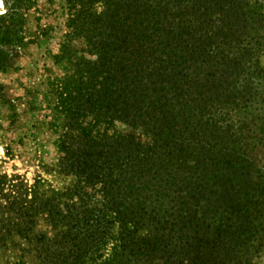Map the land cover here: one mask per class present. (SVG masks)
I'll use <instances>...</instances> for the list:
<instances>
[{"label":"trees","instance_id":"trees-1","mask_svg":"<svg viewBox=\"0 0 264 264\" xmlns=\"http://www.w3.org/2000/svg\"><path fill=\"white\" fill-rule=\"evenodd\" d=\"M115 13L91 96L128 131L67 148L75 190L28 207L30 225L15 231L42 264H254L264 256V0H121ZM38 213L49 231L33 230Z\"/></svg>","mask_w":264,"mask_h":264},{"label":"rangeland","instance_id":"rangeland-1","mask_svg":"<svg viewBox=\"0 0 264 264\" xmlns=\"http://www.w3.org/2000/svg\"><path fill=\"white\" fill-rule=\"evenodd\" d=\"M0 1V264H42L43 252L13 226L30 225L28 207L75 190V174L62 169L67 148L128 131L119 119L110 125V110L91 96L121 0ZM32 220L34 231L50 230L43 213Z\"/></svg>","mask_w":264,"mask_h":264},{"label":"water","instance_id":"water-1","mask_svg":"<svg viewBox=\"0 0 264 264\" xmlns=\"http://www.w3.org/2000/svg\"><path fill=\"white\" fill-rule=\"evenodd\" d=\"M1 2V1H0ZM2 12H0V14H1Z\"/></svg>","mask_w":264,"mask_h":264}]
</instances>
